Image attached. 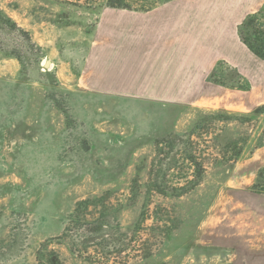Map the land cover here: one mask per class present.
Wrapping results in <instances>:
<instances>
[{
  "label": "rangeland",
  "instance_id": "374dc122",
  "mask_svg": "<svg viewBox=\"0 0 264 264\" xmlns=\"http://www.w3.org/2000/svg\"><path fill=\"white\" fill-rule=\"evenodd\" d=\"M167 1L0 0L29 35L0 26V264H264V60L237 35L264 0L235 2L217 79L250 89L225 105L90 86L100 45H127L105 17Z\"/></svg>",
  "mask_w": 264,
  "mask_h": 264
},
{
  "label": "crops",
  "instance_id": "0c3cea01",
  "mask_svg": "<svg viewBox=\"0 0 264 264\" xmlns=\"http://www.w3.org/2000/svg\"><path fill=\"white\" fill-rule=\"evenodd\" d=\"M239 1L242 4L245 0ZM235 2L168 0L146 12H131L130 16L110 13L101 33L128 38L127 45L122 41L109 51L100 45L99 56L94 58L99 73L89 76L90 86L164 101L209 103L218 99L222 105L232 100L231 94L246 93L208 80L220 60L234 63L238 50L228 41L229 36L235 40V13L240 10ZM124 21L130 22L129 31L109 29L108 22ZM260 91L262 98L263 86ZM247 102H251V96H247Z\"/></svg>",
  "mask_w": 264,
  "mask_h": 264
},
{
  "label": "trees",
  "instance_id": "16d2710c",
  "mask_svg": "<svg viewBox=\"0 0 264 264\" xmlns=\"http://www.w3.org/2000/svg\"><path fill=\"white\" fill-rule=\"evenodd\" d=\"M113 7H121L112 5ZM1 12L0 17V26L3 30L9 31L12 27H17L15 22L12 21L10 17ZM18 28V27H17ZM24 35H26L29 39V35L26 31L21 28H18ZM238 37L240 41L257 57L264 59V9L258 10L256 12L250 13L247 17L238 25ZM16 56V55H15ZM19 58V56L17 55ZM20 59V58H19ZM225 61H219L214 70L208 76V80L216 82L218 84L227 85V83L223 82L221 79H217L219 70L225 65ZM240 78L244 81L242 85H231L232 88H240L243 90H249L250 84L246 80L245 77L242 76L239 72L237 73ZM220 77V75H219ZM218 77V78H219ZM222 77V76H221ZM255 114L264 113V104L256 107L254 110ZM159 146V144H158ZM264 146V140L259 143V145L255 148H259ZM229 150H231V155L229 156V160L238 161L244 153V146L239 145L238 139L232 140L229 145ZM228 152L224 151V155ZM153 172V168L152 171ZM198 184V183H195ZM252 190L257 193H264V166L259 168L257 172L256 179L252 184ZM41 258V257H40ZM53 260H50V264H53Z\"/></svg>",
  "mask_w": 264,
  "mask_h": 264
},
{
  "label": "water",
  "instance_id": "95a60500",
  "mask_svg": "<svg viewBox=\"0 0 264 264\" xmlns=\"http://www.w3.org/2000/svg\"><path fill=\"white\" fill-rule=\"evenodd\" d=\"M51 63H52L51 60H46L45 61V66L46 67H50Z\"/></svg>",
  "mask_w": 264,
  "mask_h": 264
}]
</instances>
